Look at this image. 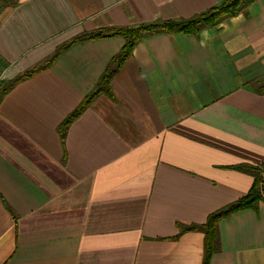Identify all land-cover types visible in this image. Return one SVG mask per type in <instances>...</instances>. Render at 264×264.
<instances>
[{"label": "crops", "instance_id": "0c3cea01", "mask_svg": "<svg viewBox=\"0 0 264 264\" xmlns=\"http://www.w3.org/2000/svg\"><path fill=\"white\" fill-rule=\"evenodd\" d=\"M224 0H17L0 10V80L105 28L189 19ZM124 45L69 44L0 103V264H202L181 232L235 202L264 164V0L196 34L141 40L67 128ZM209 264H264V188L220 220Z\"/></svg>", "mask_w": 264, "mask_h": 264}, {"label": "trees", "instance_id": "16d2710c", "mask_svg": "<svg viewBox=\"0 0 264 264\" xmlns=\"http://www.w3.org/2000/svg\"><path fill=\"white\" fill-rule=\"evenodd\" d=\"M254 1L256 0H224L220 4L189 19L140 24L136 27L105 28L83 33L73 38L68 44L60 46L41 64L34 66L30 70L25 71L23 74L8 82H0V103L6 93L17 83L30 78L37 72L47 69L59 53H61L69 44L115 36L122 37L124 39L123 47L119 53L111 59L94 90L83 99L79 106L67 116L59 127V134L61 135V138H64L69 125L89 107L95 98L99 95H111V79L118 73L125 61L131 56L134 47L141 40L154 34H196L203 28L218 26L225 20L237 16ZM16 3L17 0H0V10L14 6ZM235 169L246 172L253 177V182L249 191L235 202L211 213L204 224L180 226L181 232L201 231L204 234L202 264H209L211 256L216 251L218 239L217 230L220 220L233 213L255 208L256 204L261 200V192L264 188V164L260 166L241 165L235 167Z\"/></svg>", "mask_w": 264, "mask_h": 264}, {"label": "rangeland", "instance_id": "374dc122", "mask_svg": "<svg viewBox=\"0 0 264 264\" xmlns=\"http://www.w3.org/2000/svg\"><path fill=\"white\" fill-rule=\"evenodd\" d=\"M0 82H2V81L0 80Z\"/></svg>", "mask_w": 264, "mask_h": 264}]
</instances>
